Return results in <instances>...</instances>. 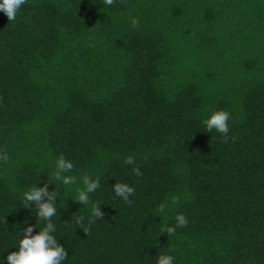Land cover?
Instances as JSON below:
<instances>
[{
	"label": "trees",
	"instance_id": "trees-1",
	"mask_svg": "<svg viewBox=\"0 0 264 264\" xmlns=\"http://www.w3.org/2000/svg\"><path fill=\"white\" fill-rule=\"evenodd\" d=\"M218 110L231 114L227 142L203 124ZM4 151L0 264L38 222L23 193L45 183L62 264H264V0H27L15 21L0 12ZM61 155L66 175L99 176L88 205L72 199L82 183L54 180ZM116 182L135 188L130 205ZM96 202L105 217L87 235L75 217L87 223ZM178 213L188 224L168 236Z\"/></svg>",
	"mask_w": 264,
	"mask_h": 264
},
{
	"label": "clouds",
	"instance_id": "clouds-1",
	"mask_svg": "<svg viewBox=\"0 0 264 264\" xmlns=\"http://www.w3.org/2000/svg\"><path fill=\"white\" fill-rule=\"evenodd\" d=\"M27 0H0V12H3L10 22L15 21L17 13ZM115 0H104V4L107 6L113 5ZM139 19L133 17L131 19V25L133 28L139 26ZM231 114L225 110L214 111L210 116L203 120V124L206 127L207 132L215 130L222 136V142H227L229 139V120ZM235 140V137H232ZM9 156L6 151L0 152V161L7 163ZM125 163L128 165L135 164V158L133 156L125 157ZM74 169L73 163L66 159L63 155L59 156L55 162V171L53 172V178L55 181L62 182L65 186L77 185L82 183V187L76 188V195L73 202H79L82 205H88L90 203V194L94 193L100 187V178L97 176L93 179L90 175L85 173L84 175L77 177L74 175H66V173L72 172ZM133 172L137 176H142L143 173L138 167L133 168ZM49 184L45 183L43 187H32L23 193L24 207L32 208L36 206L37 224L40 221H46V226L39 230L37 234H33L36 225H30L22 230L23 238L19 241L18 251H13L7 255V264H62L68 257L67 249L62 246L56 239L54 233L56 226L52 222V217L56 215L57 209L55 207L57 203L58 193L56 188L49 191ZM113 191L115 195L122 198L124 202L131 204L130 196L134 195L135 188L129 186L127 183L116 182L113 185ZM180 202V196L176 195L171 197V204L178 205ZM100 203H92L91 216L85 222L84 216L75 217V224L83 230L87 235L90 234L91 224L95 223L97 219H104L105 213L100 208ZM159 212L165 213L168 208L167 203H161L159 206ZM73 220V217H72ZM71 220V221H72ZM176 223L174 226H165L161 228L162 232H166L168 236L174 235L177 228L186 227L188 220L182 213H178L175 217ZM174 257L166 254H159L157 264H173Z\"/></svg>",
	"mask_w": 264,
	"mask_h": 264
}]
</instances>
